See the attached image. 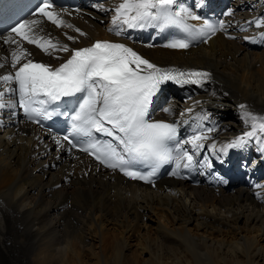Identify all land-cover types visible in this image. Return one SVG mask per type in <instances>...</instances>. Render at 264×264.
I'll list each match as a JSON object with an SVG mask.
<instances>
[{"label":"bare ground","instance_id":"bare-ground-1","mask_svg":"<svg viewBox=\"0 0 264 264\" xmlns=\"http://www.w3.org/2000/svg\"><path fill=\"white\" fill-rule=\"evenodd\" d=\"M79 1L77 12L55 11L63 27L29 18L40 21L30 35L69 48L50 49L51 55L14 33L19 44L5 43L9 33L3 26L11 17L1 14L0 75L14 74L27 59L57 67L73 50L101 38L123 43L161 68L211 73L202 84L161 97L153 110L157 118L179 122L183 141L216 129L206 133L208 139L193 157L191 167L201 183L163 179L146 186L86 156L68 154L21 123L18 84L0 82L5 93L0 103L6 105L0 108V264H264V133L226 154L221 151L251 130L245 112L264 117V27L249 23L264 18V0H175L177 9L186 7L210 23L225 24L206 42L187 49L156 44V30L110 32L115 29L112 9L121 0ZM17 7L13 3L9 11ZM193 22L203 26V20ZM18 47L31 55L12 68L11 53ZM13 88L16 92L10 93ZM9 102L15 106L8 107ZM209 116L220 120L209 123ZM181 147L192 154L191 143ZM179 163L182 168L187 161Z\"/></svg>","mask_w":264,"mask_h":264},{"label":"snow or ice","instance_id":"snow-or-ice-1","mask_svg":"<svg viewBox=\"0 0 264 264\" xmlns=\"http://www.w3.org/2000/svg\"><path fill=\"white\" fill-rule=\"evenodd\" d=\"M174 5L175 0H121L112 9L114 11L112 23L115 29L110 28L109 31L120 35L123 26L129 29L148 27L160 30L176 29L184 34L183 37L171 40L164 47L187 49L192 41L204 39L206 42L217 31L225 29L223 20L213 24L196 15L189 8L177 9ZM54 7L52 0H40L32 16L45 17L58 27H63L64 21L58 13L51 10ZM189 20H203V26L197 27L188 23ZM39 23V20L34 19L22 20L11 27L4 42L19 44L11 37V33H14L49 55L52 54L50 49L69 51L66 44L53 43L50 39L41 42L40 39L30 35L32 26ZM249 23L261 28L264 27V18ZM68 27L72 26L68 25ZM76 31L80 35H86L79 29ZM67 38L74 40L72 36ZM30 55L27 50L18 47L17 51L11 53V67L16 68L17 65H21V60ZM55 58L59 59V57ZM0 67L3 65L0 64ZM210 77L211 73L207 71L161 68L123 43L96 41L91 47L73 50L71 57L58 67L27 59L14 74L0 75V82L15 81L18 84L20 102L26 111L32 103H46L45 100L36 99L40 96H45L50 101H58L62 97H75L79 102L77 108L73 110L74 114L69 117L72 121L70 135L87 138L81 150L93 155L105 167L114 170L119 168L124 175L132 179L152 182L150 177L154 176L165 163L175 160L176 167L179 168V162L186 160L184 167H191L194 155L203 147L202 141L208 139L206 133L216 130L208 128L194 134L190 141L180 142L178 122L169 123L149 118L152 98L160 90V86L167 81L183 86L202 84ZM9 92L15 93L16 89H10ZM4 95L5 93L0 91V99ZM5 106L0 103V108ZM7 106L15 105L9 102ZM245 107L241 105L242 109ZM34 111L45 118L51 115L46 110L43 113L38 109ZM163 111L171 114L168 108H164ZM243 118L246 123L251 121V130L224 146L221 151L225 154L228 148L243 146L246 139L256 138L258 132L264 133V117L245 112ZM195 119L200 121L206 117L197 116ZM105 124L111 127H105ZM93 131L113 137L118 142L119 148L111 141L99 140L93 135ZM63 139L72 147L77 146L68 135ZM181 143H191L192 154L188 150H183ZM57 144H60L59 140ZM215 147V143L210 145L213 150ZM138 165L149 167L151 171L145 175L137 170ZM175 174L173 172V175Z\"/></svg>","mask_w":264,"mask_h":264},{"label":"rangeland","instance_id":"rangeland-1","mask_svg":"<svg viewBox=\"0 0 264 264\" xmlns=\"http://www.w3.org/2000/svg\"><path fill=\"white\" fill-rule=\"evenodd\" d=\"M212 117V116H211ZM215 119V118H214ZM209 122V121H208ZM209 123H212V122H209ZM215 127V126H214ZM256 170V169H255ZM232 184H234V183H232ZM117 234H119L118 232H115V233H113V235L112 236H114V235H117ZM131 241V240H130ZM129 241V242H130Z\"/></svg>","mask_w":264,"mask_h":264}]
</instances>
